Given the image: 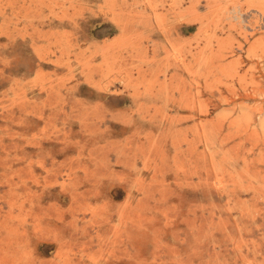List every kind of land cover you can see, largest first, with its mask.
Instances as JSON below:
<instances>
[{
    "label": "rangeland",
    "instance_id": "1",
    "mask_svg": "<svg viewBox=\"0 0 264 264\" xmlns=\"http://www.w3.org/2000/svg\"><path fill=\"white\" fill-rule=\"evenodd\" d=\"M0 264H264V0H0Z\"/></svg>",
    "mask_w": 264,
    "mask_h": 264
},
{
    "label": "bare ground",
    "instance_id": "2",
    "mask_svg": "<svg viewBox=\"0 0 264 264\" xmlns=\"http://www.w3.org/2000/svg\"><path fill=\"white\" fill-rule=\"evenodd\" d=\"M180 60V59H179ZM112 88V87H111Z\"/></svg>",
    "mask_w": 264,
    "mask_h": 264
}]
</instances>
